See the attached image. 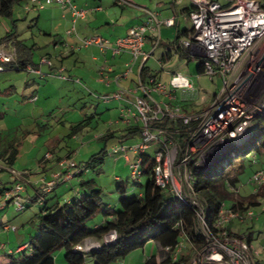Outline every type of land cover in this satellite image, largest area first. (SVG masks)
<instances>
[{"label":"built area","instance_id":"obj_1","mask_svg":"<svg viewBox=\"0 0 264 264\" xmlns=\"http://www.w3.org/2000/svg\"><path fill=\"white\" fill-rule=\"evenodd\" d=\"M183 1L177 0V2ZM189 1L193 10L188 18L193 25V31L182 41V47L203 57L206 76L217 75L224 78L225 85L222 92L217 94L209 108L193 114L178 104L155 98V94L174 99V92H193L195 86L190 78L187 77L189 85L185 87L183 82L166 85L155 77L144 82L139 76L138 90L142 94L136 96L132 106L126 108L124 119L127 122L133 119L140 124L142 142L129 148L125 144H117L110 151L113 155L124 154L131 165L132 177L140 180L144 172V154L151 152L155 146L156 165L152 171L155 186L182 201L188 200L196 207V217L208 237L207 243L202 248H196L195 253L189 256V260H181L180 264H252L253 260L255 263L254 257L259 256L261 248L255 247L253 242L249 243L246 236L231 234L229 225L234 220L243 223L259 219L260 216L255 210L260 207L261 212H264V199L257 197L256 207L246 203V208L242 211L238 207L225 204L214 225L215 230H211L207 226L205 217L206 207L197 199L198 192L195 189L196 180L193 170L195 167L209 173L230 172L235 165L233 158L236 154V145L253 136L257 126L255 119L260 114H264V67L254 75L255 77L248 85H242L239 81L233 80L243 58L247 57L252 47L264 38V6L261 0H232L228 4H222L216 0ZM54 4L62 6L64 10H70L73 15L72 29L69 33L75 32L77 21L87 18L89 14V9L79 8L74 0H40L36 9L40 10ZM32 8L28 6V10ZM174 23V17L162 20L157 12L151 11L146 21L132 27L124 37L115 39L111 47L112 51L115 54L127 52L132 56L125 77L130 75L134 66L140 65L142 69L144 62L151 58V54L145 50L148 42L147 34L154 28H161L162 25L173 26ZM80 41L82 46L94 45L100 46L101 49L108 48L111 44L100 35L83 37ZM10 61H15V53L0 50V72L4 63ZM43 61L52 64L49 59L45 58ZM176 76L178 74L173 75V77ZM103 80L109 81L108 76H104ZM130 93L131 90L128 89L127 91L119 90L104 96V99L112 101L116 98H125ZM170 119L180 120L189 126L190 136L184 146L181 145L179 138L173 135L174 133H169L166 127L158 125ZM49 157L52 156L49 155ZM252 159L253 163L258 162L257 156H252ZM58 167H60L59 171L53 174L52 178L40 179L43 184L37 191L39 204L46 203L49 193L62 183L72 180L84 169L70 157L62 158L58 162ZM76 168L78 171L74 170ZM254 173L250 180L254 188L251 196L259 195L264 191V168L257 169ZM230 174L232 177L236 175ZM12 177V187L6 189L0 196L2 198L0 209H5L9 203L13 202L16 210L21 212L26 208L28 201L24 193L29 182L25 181L22 174L15 171ZM239 182L232 183L228 178L225 183L226 188L237 198L242 195L241 188L238 186ZM1 225L0 231L2 228L10 231L13 227L9 224L1 223ZM117 240L118 234L112 230L105 236V243L101 244V240L91 237L78 245L76 249L91 252L95 248L117 242ZM186 240L183 236L175 248L172 254L174 261L180 260L182 254L194 247ZM94 242H99L100 245H91V248H86L88 244ZM214 254H218L222 259L219 261L210 259Z\"/></svg>","mask_w":264,"mask_h":264},{"label":"crops","instance_id":"obj_2","mask_svg":"<svg viewBox=\"0 0 264 264\" xmlns=\"http://www.w3.org/2000/svg\"><path fill=\"white\" fill-rule=\"evenodd\" d=\"M74 1L79 8L83 7L89 9V14L87 18L82 19L81 21H77L75 26V28L77 29L72 33H69V30L72 29L71 27L73 15L71 14L70 10H64L63 7L58 4H54L53 6L49 5L46 8L37 10L36 5H38L40 0H27L26 3L19 4L15 7V9H13V20L0 16V25L2 26V28L8 34H14L12 38H9L5 41H1V39L8 34L0 37V50L15 53L16 60L18 54L20 55V50L17 48L14 42L16 40H22L27 46L25 47L26 51H23V53L21 52V55L24 54L26 57L32 58L34 63L31 62L27 66L17 65L15 69L18 71L23 70L26 72V78L24 79L25 85L27 88H34V91L30 95V99L32 101L41 100L36 94H34V92L41 88L43 90H46L47 94L52 92L54 93V91H56L57 80L61 79V81L64 83L63 87L69 90L68 92L70 93V95L75 94L76 96H79V99H84L83 91L85 92L86 90L88 94L94 98V101H96V103L100 104L101 102H104V104L106 105L105 109H107L108 112H106V110H102L103 108H95V111L89 113L85 108V104L83 108L79 109V111L76 110L78 112H81L82 118L80 117V119H78L77 121H73L71 123L72 127L78 122L84 121L86 120V118H90V125L87 127V129L80 132L83 134L85 138L84 140L90 138L89 142L95 144L96 141L99 142V140L105 139L107 142V148L110 145V140L115 139L117 133H119L118 131H121L123 132V135L120 139V144H125V142H128L129 139L130 141L132 139V141L134 142L136 141V134L140 137V133L135 130L140 131L141 127L140 124L133 119L127 122L124 119V112L127 110V107L132 106L133 102H135L136 100V96H141L142 94L138 90L140 82L139 76L142 69L140 65H136L134 66L135 68L130 73V75H127L125 77L128 69V64L132 60V56L127 52L115 54L112 51L111 47H113L114 42L116 41L115 39L124 37L132 27H136L138 26V24L146 21V19L149 18V12L155 11L159 14L162 20H165V18L174 17L175 25H162L161 28H154L150 33L147 34L148 42L145 46V50L151 54V58L146 60L144 64L146 66H149L148 61L152 59L153 55L156 53V50L161 45H163V50L161 51L162 53L159 56V62L163 64L167 63V61L170 60L167 59V61H164L162 59L167 55L168 50H171L173 52V56L171 59L177 56L183 59L187 58L191 60H199V58L201 57L196 52L194 53L188 50L189 56H182L177 48V43H179L178 47L181 48L182 41L187 38V36H189L193 31V25L188 18L191 12V2L189 0H184L183 2H177V0ZM28 6L33 8L28 10ZM29 20H32L31 24H27ZM26 24L28 26H26ZM31 27L32 34H29V30ZM36 31L39 33V41H35ZM92 35H100L109 40L111 44H109L108 48L105 49H101L100 46L94 45L88 47L82 46V41L80 40L83 39V37ZM48 46H51V48H47ZM43 47H46L47 50L45 52L43 51L42 54L39 55V62L36 55V50L42 49ZM45 58L51 60L52 64H50L49 62H44L43 60ZM150 69L152 70V75H155V78L157 80L163 82L166 85H170L171 77H168L162 71H158L151 67ZM176 74L184 75L183 71L181 70H172V77ZM104 76H108L109 81L103 80ZM127 89L131 90V93L127 94L125 98H116L112 101L104 99V96H107L108 94L111 95L119 90L127 91ZM174 93V99L165 97L164 95L161 96L159 94H155V98L160 101L164 100L168 103L171 102L172 104H178L179 106L184 107L188 112L193 114L197 113L201 109H204V106H206L205 108H209L211 106V103L215 99L210 98L207 100L204 97L196 98V100H194L191 97L185 96L181 92L177 91ZM100 118H106L107 121H105V126H101V124L98 126L93 124L95 119L100 120ZM58 122L63 121L59 119ZM36 126L40 128V131H42L39 133V137L41 138L45 136V133L47 132L45 130H52V126L49 121L44 123L37 122ZM87 130L105 131H101V133H97V131L92 133ZM85 131H87L86 134L83 133ZM104 136H106L107 138H105ZM50 140H52V138H50ZM119 143L116 142L114 145L110 146V150ZM9 145L10 143H8V145L2 151H0L1 161H3L4 164L7 165H9V161L7 159L9 155L8 153H5V150L9 147ZM19 147L20 144L16 145L18 155L17 159L19 157ZM78 152L81 153L80 150ZM46 153V158L41 159L38 162L39 170L37 171V173L31 172L33 181H28L30 185H28V188L24 193L28 201H30V205L38 202L34 199L37 196V191L41 189V186L43 184L40 179L44 178L47 180L49 178H52L53 174L59 171L60 167H58V162L64 157L74 156L73 152H70L65 156L59 153V146L55 141L51 142V146ZM49 155H51L52 157H49ZM121 155L125 156L124 154H120V156ZM116 178L118 181H122L121 178ZM80 184L75 189V193L79 191L81 187ZM122 184L124 185L123 181ZM141 186H143V184ZM6 188H8V185L4 186V188L1 187L0 190H4ZM65 193V191L58 192L57 189H55L53 192L48 194L47 205H53L55 203L62 205L69 198L73 197L72 196L68 199H65ZM140 195L144 196L145 194L140 193ZM39 205L40 207H42L41 204ZM102 221L103 222L101 224L95 223L92 226L90 225V227H92V229H96L99 227L102 228L106 221L104 215ZM240 223V221L238 224L234 220L232 223H230L229 229H231V231L235 234H240V231L236 229L237 227L239 228ZM18 234L21 237L23 236L20 235V233ZM10 236L11 234L9 233V237ZM245 236L247 237V235ZM30 241L22 237V239L19 240V245H16L14 249H10V251L5 254H0V264H9V255L12 253H17L16 255L20 256L23 252L22 250L26 248L27 245H29ZM91 245L95 246L97 244H88L86 248H91ZM62 248L64 247H61L60 249ZM133 252L128 253L127 255H132ZM87 253L76 254L73 252L72 255H69L67 257L68 264H89L88 262L92 260H94L96 264H102L97 262L93 258V255ZM159 254L153 255L159 256ZM150 256L152 255H148L147 258ZM145 263L147 264V261H144L143 259L140 262L139 260L137 261V264ZM131 264H136V262L132 261Z\"/></svg>","mask_w":264,"mask_h":264},{"label":"rangeland","instance_id":"obj_3","mask_svg":"<svg viewBox=\"0 0 264 264\" xmlns=\"http://www.w3.org/2000/svg\"><path fill=\"white\" fill-rule=\"evenodd\" d=\"M222 4H228L232 0H216ZM264 0H261L263 2ZM32 14V13H31ZM30 14V15H31ZM32 20H29L27 24H31ZM26 24V26H28ZM8 33L0 25V37L7 35ZM29 34H32V27L29 30ZM35 41H39V33L35 32ZM41 46V45H40ZM47 48H51L48 46ZM46 47L36 50V55L38 61L40 62L39 55L47 50ZM163 45L159 46L156 53L153 55L152 59L148 61V65L158 71H162L165 75L172 78V70L178 69L183 71V74L191 79L192 83L195 85V94L190 91L182 92L185 96L191 97L196 100V98H206L207 100L216 98V95L222 92L225 85L224 78L217 75L210 77L206 76L204 73L200 74L198 70V59H187L175 56L173 59L167 61V63L159 62V56L162 53ZM201 57V55H199ZM203 58V57H201ZM239 70L233 76L234 81H239L242 85H248L251 80L255 77L254 75L258 73L260 69L264 67V38L263 40L256 43L250 50L247 57H244L241 61ZM164 69V70H163ZM25 75L26 72L23 70H11L6 69L0 73V151H2L8 143L14 142L16 145L20 144L19 147V157L15 163L12 165L4 164L0 159V188L8 185V188L12 187L11 181L13 180L14 171L18 174H22L26 182L33 181L32 173H37L39 170L38 162L41 159L46 158L47 150L51 146V142L55 141L59 146V153L62 155H68V153L73 152V159L77 163L87 162L95 153H101V149L106 148L107 142L105 139L96 141L93 145L89 142L90 138L84 140L82 133L76 136L70 137L69 134L72 132L71 123L77 121L81 117V112L79 109L85 108L89 113L95 111V108H103L106 110V105L104 102L98 104L94 101V98L88 94L85 90L84 99H79V96L70 95L69 90L64 86L61 79L57 80L56 91L54 93H46V90L42 88L34 92L40 98L39 101H32L30 99L31 93L34 88H27L25 85ZM170 78V79H171ZM86 100V103H85ZM206 106L203 108L205 109ZM78 110V111H76ZM202 110V109H201ZM199 112V111H198ZM82 118V117H81ZM61 119L63 122H58ZM50 122L52 130H45V136L39 137L40 131L39 127L36 126L37 122ZM106 118H100V120H94V125L105 126ZM258 118L255 119V123L258 124ZM89 132H96L97 130H87ZM87 131L83 132L84 134ZM105 131V130H101ZM97 131V133H101ZM115 139L110 140V145L106 148L108 154L106 155L101 166L96 168L88 169L85 174L77 175L72 180L62 183L57 189L58 192L65 191L66 198L74 196L75 189L83 181H89L90 179H95L96 185L102 190L103 201L102 210L99 211L90 220V225L95 223H102L103 215L106 209L114 208V210L122 209L120 200L123 194L128 197L132 195L145 194L146 185H148L150 177L144 175L141 177L143 186H140L132 177L131 165L127 162L125 156H120V154L113 155L110 151V146L114 145L116 142H120L123 132L118 131ZM52 138V140H50ZM89 142V143H88ZM142 142V136L136 134V141L125 142V146H133L135 144H140ZM185 140L181 143L183 144ZM120 144V143H119ZM156 147L154 146L152 151L155 153ZM80 150L81 153L78 151ZM75 152V153H74ZM134 157V154H131ZM257 156L258 162L253 163L252 156ZM254 155H247L243 160L233 158L234 167L230 170V173L235 174L244 165L243 171L241 173V181L238 186L241 188V197L250 196L253 193L254 188L250 184V180L254 176V172L257 169L264 168V150L262 152H257ZM65 158V157H64ZM72 160V159H71ZM51 163V162H50ZM78 171V168L74 169ZM30 173V174H29ZM24 174V175H23ZM116 177H119L124 182V186L119 188L122 181H118ZM30 185V184H29ZM240 198V197H239ZM2 198H0L1 200ZM36 202L32 205H28L26 209L19 212L13 202L9 203L7 208L4 210L0 209V227L1 221L3 224L13 226L10 231H6L3 228L0 231V254H5L10 249H14L16 245H19V240L22 237L26 238L28 241L34 237L41 229L40 214L41 207ZM255 212L260 216L257 220H248L246 222L240 223L239 228L236 229L240 231L239 236H248L251 231L253 233V240L255 247H260V254L255 258L252 264H264V212H261V208H256ZM238 224L239 221L235 220ZM15 227V228H14ZM253 230V231H252ZM245 231V232H244ZM9 233L11 236L9 237ZM23 235L22 237L19 236ZM235 234V233H233ZM104 239L101 241L103 244ZM3 244V246H2ZM99 244V242H98ZM100 245V244H99ZM190 250V255L194 252L193 249ZM160 246L150 240L147 242L145 248H140L135 250L132 255H126L124 257L117 258L116 260L110 261L108 264H131L132 261L139 262L143 259L147 261L148 255L159 254ZM189 252V251H188ZM72 248H67L64 246L62 249H57L54 252L55 263L56 264H68L67 257L72 255ZM17 254V253H16ZM251 258V257H249ZM12 258L9 257V261ZM133 259V260H132ZM89 264H96L94 260L89 261ZM146 264V263H145Z\"/></svg>","mask_w":264,"mask_h":264},{"label":"trees","instance_id":"obj_4","mask_svg":"<svg viewBox=\"0 0 264 264\" xmlns=\"http://www.w3.org/2000/svg\"><path fill=\"white\" fill-rule=\"evenodd\" d=\"M26 1L0 0V16L13 20V9L19 4L26 3ZM190 9L192 12V6ZM13 35V33H9L1 41L12 38ZM14 44L20 50V55L21 52L26 51L25 47L27 46L22 40H16ZM177 45L179 46V43ZM178 46V51H180L182 56H189L187 49L182 47V45L181 48ZM20 55L18 54L14 62H5L1 71L10 68L15 69L17 65L27 66L33 62L32 58L26 57L24 54ZM172 56L173 52L168 50L167 55L162 59L167 61ZM198 70L200 74L205 72L203 58H199L198 60ZM152 74L150 67L143 64L140 74L141 80L148 82L149 78L155 77ZM89 119L86 118V120L75 124L69 136L73 137V135L87 129L90 125ZM258 120L253 138L247 147V150L251 151L250 155L264 150V114H260ZM158 125L166 127L169 133H174L173 135L179 138L181 143L185 140L181 144L182 146L188 141L190 136L189 126L183 124L180 120H164V122ZM135 131L140 133L139 130ZM104 137L107 138L106 136ZM5 153L9 155L7 158L8 164H13L18 156L14 142L10 143ZM107 154L108 151L106 148H103L101 149V153H95L87 162L83 161L79 163V166L84 169L78 175L85 174L90 168L101 166ZM245 156H240L239 160H243ZM154 157L155 155L152 151L147 152L143 157L144 172L141 177L144 175L150 177L149 183L146 185L145 195L141 196L138 194L128 197L126 194H123L120 200L122 209L118 211L114 210V208L106 209L104 214L106 221L102 228L92 229L90 227V220L102 210L103 201L102 190L96 185L95 179H90L89 181L83 180L79 191L62 205L57 203L47 205L46 199V203L41 204L42 210L39 216L41 229L32 237L29 245L22 250L23 252L20 256H17L15 253L9 255L12 258L9 264H56L54 258L56 249L65 246L69 249L72 248L76 254L87 253L79 249L77 250L76 247L91 237L102 241L106 234L112 230L118 234L117 242L102 245L87 253L93 255V258L99 263L108 264L110 261L119 258V256L122 257L140 248L144 249L150 240L155 241L161 247V251L159 256L152 255L148 257L147 264H180L181 260L188 261L190 250L182 254L180 260L174 261L172 259V254L182 237H186L187 243L194 246L191 247L193 250L206 245L208 237L198 222V217H196L197 210L192 203L188 200L182 201V199L174 195H169L166 190L155 186L156 183L154 177H152V171L156 165ZM243 168L244 165L232 177L230 172L209 173L194 167L193 175H195L196 180L197 199L206 207L205 217L207 226L211 230H215L214 225L220 217V210H222L225 204L238 207L242 211L246 208V203L249 206L256 207L258 205L256 198L260 196L264 199V191L256 196L250 195L237 198L226 188L225 183L228 178L231 179L232 183L240 181ZM140 180L136 179L135 181L141 186ZM123 186L121 182L119 188ZM6 189L0 190V195H3ZM34 200L38 201V195ZM28 205H30V201H27L26 208ZM231 234H233L232 231ZM246 238L249 243H252L253 233L250 232ZM94 243L98 246L97 242Z\"/></svg>","mask_w":264,"mask_h":264},{"label":"water","instance_id":"obj_5","mask_svg":"<svg viewBox=\"0 0 264 264\" xmlns=\"http://www.w3.org/2000/svg\"><path fill=\"white\" fill-rule=\"evenodd\" d=\"M252 138H253V136L251 138L244 139V140L240 141L239 144L236 145V154H234V157L236 159H239L240 156H245V155L251 153L250 150H247V147L249 146L248 143L252 140ZM105 242H103V243H105Z\"/></svg>","mask_w":264,"mask_h":264},{"label":"clouds","instance_id":"obj_6","mask_svg":"<svg viewBox=\"0 0 264 264\" xmlns=\"http://www.w3.org/2000/svg\"><path fill=\"white\" fill-rule=\"evenodd\" d=\"M180 82H183L184 86L187 87L189 85V80L187 77L185 76H182V75H178L176 77H173L171 79V84L172 85H176ZM210 259H213V260H216V261H219L222 259V257H220L218 254H214L213 256L210 257Z\"/></svg>","mask_w":264,"mask_h":264},{"label":"bare ground","instance_id":"obj_7","mask_svg":"<svg viewBox=\"0 0 264 264\" xmlns=\"http://www.w3.org/2000/svg\"><path fill=\"white\" fill-rule=\"evenodd\" d=\"M88 249V248H87Z\"/></svg>","mask_w":264,"mask_h":264}]
</instances>
